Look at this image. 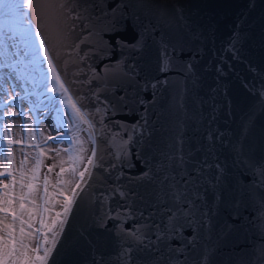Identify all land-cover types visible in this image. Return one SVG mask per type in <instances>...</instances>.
I'll use <instances>...</instances> for the list:
<instances>
[{
    "label": "snow or ice",
    "instance_id": "1",
    "mask_svg": "<svg viewBox=\"0 0 264 264\" xmlns=\"http://www.w3.org/2000/svg\"><path fill=\"white\" fill-rule=\"evenodd\" d=\"M131 6L128 0H62L58 4V8L64 18V26L58 33L57 40L61 48H70L71 52L61 60L62 53L57 50V44L53 43L50 50L40 28L34 27V17L40 15L38 10L34 11V7H38L34 4V0H0V23L7 25L5 38L10 42L9 45L18 49L17 52L11 53V56H23V61L17 60L16 65H13L4 62L11 58L5 52L0 58V67L18 68L19 64L27 61L28 65L37 70L39 79H34L33 87H42L45 93L52 94L45 107L50 106L56 112L58 124H63L74 130L70 143L76 145L72 149H65L70 153L69 159L73 161L72 179L65 180L63 178L67 171L63 167V161L60 162L58 173L60 184L74 185L71 188V195L64 196L62 212H56L55 219L50 224L43 219L40 220L41 228L35 229V232L40 234L41 240L35 248H31L30 244L23 242L25 236L29 240L33 237V232H25L23 225L27 224L31 228L32 224L23 220L16 211L7 207L12 203L10 199L4 201L5 207H0V211L10 214L21 225L19 237L13 236V225H5L8 238L0 237V264H37V262L38 264H49L53 252L57 251V245L59 244L61 248L64 247L61 242L62 238L65 241L70 239L65 235L69 216L72 214L73 206L77 204V200L84 201L81 194L90 187L89 181L93 180L97 170L100 173H108V176L111 177V172L109 168L105 167L103 157H98L96 147L98 144L97 134L103 139L106 132H111L109 126L105 124V118L110 114H119L121 111L127 112L129 115L135 114L134 106L139 104L145 106V111L140 116L141 122L126 128V130L137 134L138 138L133 141L132 135H129L127 140L122 141L121 149L112 154L114 160L119 162L121 169L136 167L135 162L131 159L133 153L130 151L129 145L132 143L141 144L145 141V137L151 136L148 131L150 124L148 113L151 111V106L156 103L158 85H170L172 82L168 80L153 81L147 78H144V82H142L141 79H138L141 77V70L136 64L118 61L117 65H109L104 62L117 49H129V45L120 40V33L127 28L128 18L131 16ZM179 15L182 16V11ZM139 26L148 31L147 25ZM73 35L72 42L65 43ZM239 41L240 35L237 31L229 41L230 47L227 49L236 59L239 58L240 49L237 48ZM155 43L158 49L159 72L166 73L175 69L183 72L189 78L197 74L196 66L193 63H184L183 61L180 64L176 63L180 58L175 53L184 51L182 38H177L176 44H173L171 38H166L162 34L160 40ZM146 48L147 42L145 41L131 45L130 50L142 53ZM57 61H60V67L65 75L68 74L71 67H76L77 70L72 75L74 77L83 75L84 79L66 81L58 71ZM97 62H99V67L96 66ZM81 64L84 65L83 68L80 67ZM249 70L255 71L251 67ZM217 71L221 75H225L221 68L218 67ZM71 84L89 86L87 94L82 91L73 94L70 90ZM149 88L152 90L153 96L151 102L141 96V93L148 91ZM2 90L8 92L7 89ZM8 94L10 99L0 100V108L4 109L0 115L27 116V113L10 111L8 106L19 108L20 102L27 100L28 97L21 96L19 92H9ZM35 94L37 100L33 103H39L40 93ZM223 94L226 102L230 103L227 101L226 87ZM260 95L264 96V85H261ZM61 105L64 107L61 108ZM215 119L216 117L212 116L209 124ZM252 122V114H249L243 122L245 133L250 130ZM81 125H86L87 128L82 129ZM115 126L125 129L124 122L117 121ZM4 127L7 129L9 125L5 124ZM24 127L26 128L27 125ZM82 130H86L88 133L86 140L79 136ZM59 135L62 136L63 133L61 132ZM116 135L118 134L111 135L105 142H115ZM223 135V133L209 128L203 137L206 143L195 149L189 148L187 152L184 151L186 141L183 136H180L176 141L178 145L176 151L161 152L160 159L155 163H150L139 151L134 153L136 160H143L148 166V170L143 171L135 182L131 177H126L127 185L117 183L121 181V177L125 176V173L120 171L115 177L113 186L101 191L97 197L98 206L102 207L104 211L99 214L92 213L85 218L81 230L76 234L75 239L71 240L70 247L76 249L87 245L94 253H99L105 245V241L102 239L103 234L109 232L108 221H111V235L116 238L118 249L115 259L106 260L101 253L98 256L94 255L92 264H209L211 253L208 249L204 250L200 260H189V246L195 250L201 237L198 233L184 236V230L193 228V226H195L194 232L202 228L211 229L213 215L220 214L229 208L226 196L229 170L227 164L220 159L218 154L224 146ZM46 139L55 141L57 136L49 135ZM21 143H23L22 140L15 138L7 140V145ZM85 144H91L93 147L90 155L87 156L86 166L83 170H79L78 166L85 163L84 154L88 152ZM0 145H4V141L0 140ZM36 147L39 148V145ZM234 151L240 156L244 155L242 145L239 148H234ZM56 152L59 155V150ZM4 153L5 170L0 171V177L11 176V187L15 188L17 177L10 171L13 155L7 151L6 147ZM197 153H202V156H198ZM42 155L43 150L41 149L33 169V180L36 179L35 173L39 171L42 163L39 159V156ZM27 159L25 154L21 164H26ZM153 159L155 160V157ZM54 167H56L55 164L52 168ZM117 167V163L110 164L111 169ZM52 168H49V172L52 171ZM253 168L259 169L258 179L260 186L264 187V163H253ZM23 175L21 172V178ZM145 182L154 185L155 188L149 194L152 197L150 205L152 211L147 216L143 211H139L140 226L136 227L134 223L131 227L125 228L126 221L130 218L137 219L136 199L138 198L143 203L148 198L135 191L136 186ZM47 183L46 178L45 204L48 203ZM0 184L6 190L10 186L3 181H0ZM28 188L31 192L33 185H28ZM61 194L63 195V192ZM7 195L6 191L5 196ZM18 199H22V197H18ZM119 201H123V204ZM32 202L35 203V201ZM110 202L115 203V207H111ZM24 207L23 203L19 205L20 209H24ZM239 207V202H231L232 211L229 212V215L238 213ZM43 211L47 212L48 209L44 208ZM261 213V221L264 223V197L261 198ZM155 216H159L160 219L158 221L153 219ZM31 218L30 211L29 219L31 220ZM226 228H228L227 225ZM93 230L97 231L100 239L93 236ZM48 233H52L51 238ZM182 236H184L183 239H181ZM41 250L43 255H40ZM29 252L35 253L34 259L29 256ZM260 254L264 261V248L260 249ZM181 256H184L183 260L180 259ZM52 264H56L55 259L52 260ZM68 264H73V262L70 260Z\"/></svg>",
    "mask_w": 264,
    "mask_h": 264
},
{
    "label": "water",
    "instance_id": "2",
    "mask_svg": "<svg viewBox=\"0 0 264 264\" xmlns=\"http://www.w3.org/2000/svg\"><path fill=\"white\" fill-rule=\"evenodd\" d=\"M60 2L62 0H34V4L38 6L34 7V11L38 10L40 13L38 17H34V27L40 28L50 50L53 43L57 44V50L61 51L63 60L71 49L61 48L57 40V35L64 26V18L58 8ZM128 2L132 5L131 16L128 18L126 30L120 33V40L126 42L129 49H117L104 62L109 65H117L118 61L136 64L141 70V77L138 79L142 82L147 78L153 81L168 80L172 83L158 85L156 103L151 106L148 113L150 116L148 131L151 136L145 137L141 144L129 145L135 168L121 169L112 154L121 149L122 141L127 140L129 135H132L133 141L138 138L137 134L126 128L141 122L140 116L144 113L145 106L135 105V114L129 115L121 111L105 118V124L109 126L111 132H106L103 139L97 134L96 147L97 155L103 157L111 177L108 173L96 171L93 180L89 181L90 187L81 194L84 201L78 199L69 216L65 228V235L70 238L69 241L62 238L64 247L57 245V251L53 252L49 264H52L53 259L56 264H68L70 260L73 264H92L94 255L98 256L101 253L106 260H114L118 249L116 238L111 235V221H108L109 232L103 234L105 245L99 253H94L87 245L76 249L70 247L71 240H74L81 230L85 218L92 213L99 214L104 211L98 206L99 193L113 186L120 171H123L125 176L117 183L127 185L126 177H131L135 182L143 171L148 170L143 160H136L134 153L137 151L150 163H155L160 159L161 152L176 151L178 147L176 141L180 136L186 141L185 152L189 148L195 149L205 144L203 137L209 128L224 134L222 138L224 146L218 154L229 170V182H226L229 208L213 215L211 229L202 228L194 232L193 226L184 230V236L198 233L201 237L195 250L189 246V260H200L204 250L208 249L211 253L209 264H264L260 254V249L264 248V223L261 221V198L264 197V187L260 186L258 179L259 169L253 168V163H264V96L260 95L261 85H264V0H128ZM181 11L182 16L179 15ZM139 25H147L148 31ZM237 31L240 35V41L237 43V48L240 49L238 59L233 58L227 51L230 47L229 41ZM162 34L166 38H171L173 44H176L177 38H182L184 51L175 53L180 58L176 63L180 64L181 61L193 63L197 69L195 76L186 77L183 72L175 69L166 73L158 71V49L155 42L160 40ZM73 39L74 35L65 43H71ZM145 41L147 48L142 53L130 50L131 45ZM57 64L58 71L66 81L84 79L83 75L79 77L72 75L77 70L76 67H71L65 75L60 67V61H57ZM96 66L99 67V62ZM80 67L83 68L84 65L81 64ZM218 67L225 75L217 71ZM250 67L255 71H250ZM88 87L71 84L70 90L73 94L78 91L87 94ZM225 87L228 93L227 101L230 103L226 102L223 94ZM141 96L151 102L152 90L149 88L148 91L141 93ZM249 114H252L253 122L250 130L245 133L243 122ZM212 116L216 119L209 124ZM117 121L124 122L125 129L116 127ZM113 134H118L115 142H105ZM241 145L243 156L234 151V148ZM197 155L202 156V153ZM111 163H117L118 167L111 169ZM154 190V185L146 182L135 187L136 192L148 198L143 203L136 199L137 219L130 218L124 223L125 228L131 227L134 223L136 227L140 226L139 211H143L145 216L152 211L150 207L152 197L149 194ZM233 201L239 202V212L229 215ZM119 203L123 204V201ZM110 206L115 207V203L110 202ZM153 219L158 221L160 217L155 216ZM93 236L101 238L96 230H93ZM180 259L183 260L184 256Z\"/></svg>",
    "mask_w": 264,
    "mask_h": 264
},
{
    "label": "rangeland",
    "instance_id": "3",
    "mask_svg": "<svg viewBox=\"0 0 264 264\" xmlns=\"http://www.w3.org/2000/svg\"><path fill=\"white\" fill-rule=\"evenodd\" d=\"M26 11V9H25ZM7 32V25L0 23V58L6 52L11 58L5 60V63H11L16 65L17 60L23 61V56L14 57L11 53L17 52L16 47H12L10 42L5 38ZM18 44L19 41L17 40ZM46 67V63H45ZM39 79V75L36 69L31 65H28L27 61L18 65V68H4L0 67V100L10 99L9 92H19L21 96H27V100L20 102V107L8 106L12 112L27 113V116H7L0 115V140L4 141V145H0V171H4V165L6 163L4 159V148L13 155L11 172L15 173L17 177V183L15 188L11 187V176L4 178L0 177V181L9 184V188L6 190L3 185L0 184V207H5L4 201L10 199L12 203L7 205L11 210L16 211L23 220L28 221L32 224L29 228L27 224L23 227L25 232H33L31 240L27 236L23 238V242L30 244L31 248H35L40 242V234L35 232V229L41 228L40 220L43 219L46 223H51L55 219L56 212H62L64 196L71 195V188L74 185L65 186L59 183L60 177L58 173L60 171V162L63 161V167L67 170L64 173L63 178L65 180L72 179L71 168L73 161L69 159L70 153L65 149H72L76 147L74 143H70L73 139V129L65 127L63 124H58L56 112L49 107H45L48 104L51 93H45L41 88H34L33 81ZM2 89H7L8 92ZM39 92V103H33L37 100L35 93ZM64 106L61 105V108ZM29 109H32L31 111ZM4 109L0 108V113H3ZM70 115V112H69ZM7 124L9 127L5 129L4 125ZM27 125L25 128L24 126ZM56 126V127H54ZM82 129H86V125H81ZM58 129V130H57ZM63 135H59V133ZM57 136L55 141L47 140L49 136ZM79 136L85 140L88 137L86 130H82ZM15 138L22 140L21 144L7 145V140ZM39 145V148L36 147ZM88 152L84 154L85 163L80 164L79 170H83L86 166L87 156L90 155L92 145L85 144ZM43 150V155L39 156L42 161L39 171L35 173L36 179L33 180V169L35 167L36 158ZM56 150H59L57 155ZM25 154L27 155V163L22 165L21 161L24 159ZM56 167L52 168L53 165ZM49 168L52 171L49 172ZM21 172L23 177L21 178ZM47 178V194L48 203L44 202V188L45 179ZM33 185V189L30 192L28 185ZM7 191L8 195L5 196ZM63 192V195L61 194ZM22 197V199H18ZM32 201H35L33 203ZM23 203L24 209H20L19 205ZM47 208L48 211L44 212L43 209ZM31 211V220L29 214ZM6 224L14 226L13 236L19 237V227L21 226L18 221H15L10 214L0 211V237L7 239ZM52 233H48L51 238ZM47 246V245H45ZM23 251V249H22ZM40 255H43L41 250ZM29 256L34 259L35 253L29 252ZM38 264V262H37Z\"/></svg>",
    "mask_w": 264,
    "mask_h": 264
}]
</instances>
